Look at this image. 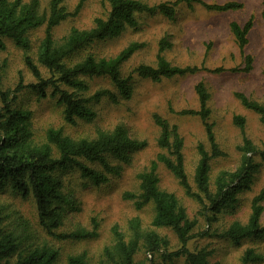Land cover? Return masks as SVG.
<instances>
[{
	"label": "trees",
	"instance_id": "1",
	"mask_svg": "<svg viewBox=\"0 0 264 264\" xmlns=\"http://www.w3.org/2000/svg\"><path fill=\"white\" fill-rule=\"evenodd\" d=\"M86 0H79L73 12H68L62 0H50L45 12L40 11L39 0H0V51L10 41L23 54V63L34 78V83L24 84L19 75L14 88L1 85L0 65V192L9 189L21 198L33 199L37 223L51 242H79L95 239L98 236V222L92 219L90 229L75 228L62 231L63 222L69 213L80 210L73 190L67 188L64 176L78 172L87 184L99 186L111 177H119L123 165L130 163L132 154L144 146L134 140L122 125L112 130L98 131L94 138L74 139L64 134L61 128L49 127L41 140L37 141L33 132L31 113L16 105L19 94L31 90L40 99L51 98L62 108V120L66 125L74 126L77 122H91L97 117L94 104L102 99L117 103L118 98L128 100L132 94L131 74L121 76L122 65L143 47L132 42L111 58L98 57L90 51L93 45L118 37L126 29H136V15H161L173 21L179 3L197 4L210 12L223 13L238 11L243 5L229 1L211 4L203 0H176L149 6L139 0H104L107 14L95 18L89 30L71 28L59 40L54 36V29L81 10ZM264 6V0H261ZM264 23V10L261 12ZM44 27L43 37L36 49L28 33L38 27ZM253 26L252 18L243 25L232 21L229 28L240 51L248 42L247 35ZM170 47L168 38L163 36L158 41L154 66L141 64L133 69L132 75L159 83L185 75H193L205 68L195 66L179 67L168 62L163 55ZM83 52L77 60L73 57ZM253 59L243 55V66L230 69L232 73H249ZM40 68L46 70L43 76ZM213 74L223 72L222 68L206 70ZM106 78L113 85L117 94L101 89L87 94L89 87L85 78ZM198 100V109H183L176 112L180 116H196L200 119L209 143V151L202 144L197 145L198 160L193 172L195 190L192 189L185 169L183 138L178 127L171 125L159 115L153 116L159 128L157 146L161 150L151 161L148 168L137 173V191H125L121 197L132 202L136 211L151 205L153 217L150 223L153 229H144L138 217L127 221L128 235L125 236L117 226L110 230L112 241L103 249V256L108 264H155L154 256L159 255L164 263L173 264L183 258L185 264H212L210 257L213 250L209 247L190 250L188 242L196 237H205L210 226L217 222L218 216L230 210L238 203V195L248 189L253 175L261 165L252 160L257 153L253 144L244 136L245 119L236 115L233 123L242 135L240 164L233 171H221L210 180V161L223 156L209 122V94L202 82L194 86ZM119 97H118V96ZM241 105L258 114L264 126V107L249 100L242 93H235ZM264 165V150L260 152ZM111 160L117 164L111 163ZM86 163L101 166L97 171ZM162 165L177 181L186 197L195 201L198 211L189 218L185 207L171 192L160 189L158 167ZM264 190L255 195L250 203V214L246 223L233 222L228 227L210 234L212 237L226 239L234 244L250 238H263L264 227L260 225L263 213ZM202 217L207 231L195 233L197 217ZM10 216L0 207V264H56L59 250L49 241L34 242V234L24 221L16 218L11 227ZM169 229L176 237L178 248L169 249V241L154 229ZM33 236V237H32ZM208 236V235H207ZM38 239V237H36ZM39 240V239H38ZM53 240V241H52ZM143 251L145 258L136 260V255ZM262 256L254 249H246L240 257V264H259ZM65 264H92L85 253L69 255Z\"/></svg>",
	"mask_w": 264,
	"mask_h": 264
},
{
	"label": "rangeland",
	"instance_id": "2",
	"mask_svg": "<svg viewBox=\"0 0 264 264\" xmlns=\"http://www.w3.org/2000/svg\"><path fill=\"white\" fill-rule=\"evenodd\" d=\"M28 2L29 0H23ZM50 0H39L40 11L45 12ZM79 0H62V5L68 12H73ZM149 6L160 3H171L176 0H139ZM211 4H222L229 1L239 2L243 7L238 11L223 13L210 12L197 4L179 3L176 7V17L173 21L161 15H136L138 26L136 29H126L118 37L98 42L90 51L98 57L111 58L132 42L143 44L121 67V76L131 74L132 94L130 99L118 98L117 103L102 99L94 104L93 109L97 117L91 122H77L74 126L66 125L62 120V108L54 99H40L31 90L19 94L16 105L31 113V121L35 139L41 140L45 130L49 127L61 128L64 134L74 138H94L98 131L112 130L116 125H122L131 138L144 144L142 148L132 154L130 163L123 165L119 177H111L105 184L92 186L78 175L71 172L64 176L67 188L73 190L79 203L78 212L69 213L61 228L69 231L75 228L90 229V222H98V236L95 239L79 242H56L51 240L39 228L36 210L31 197L21 198L9 189L0 192V207L10 216L11 227L18 218L26 223L34 234V242L49 241L59 250L56 264H65L69 255L85 253L92 264H108L103 256V249L112 241L111 228L117 226L125 235H128L127 221L138 217L144 229H153L150 226L153 210L147 205L136 211L132 202L125 201L121 195L125 191L136 192L138 181L137 173L148 168L151 161L161 152L157 146L159 128L153 121V116L159 115L171 125H176L183 138V154L185 169L189 183L193 190V172L198 160L197 145L202 144L209 151L210 146L206 139L204 127L196 116H180L176 112L183 109H198V100L194 86L202 82L209 94L208 108L210 109L209 122L213 124L216 142L223 152V156L210 161V180L221 171H233L240 164L241 152L238 147L242 145L243 135L234 125L233 117L242 116L245 119L244 136L253 144L257 153L252 160L261 165L258 172L253 175L252 183L248 189L242 190L238 195V203L230 210L218 216L209 230L205 220L198 216L194 232L200 233L208 230L205 237L196 236L188 242V248L209 247L213 250L210 257L212 264H240L239 260L246 249H254L262 256L259 264H264V236L263 238H250L234 244L226 239L212 237L214 231H220L233 222L246 223L250 214L252 198L262 189L264 190V165L260 152L264 150V126L259 115L244 108L235 97V93L244 94L249 100L255 101L264 107V23L261 12L264 6L261 0H203ZM108 5L104 0H86L76 16L62 22L53 31L56 39L65 36L71 28L89 30L95 18L107 14ZM252 18L253 26L247 35L248 42L242 51L239 50L234 36L229 28L232 21L243 25ZM44 27H38L28 33L32 43L33 53L38 41L43 37ZM166 36L170 47L165 50L164 56L172 65L179 67L195 66L212 70L222 68L218 74L200 70L193 75H185L164 79L159 83L142 79L135 74L134 68L141 64L154 66L156 61L158 41ZM83 52L75 55L77 60ZM243 55L253 59L252 70L245 73H232L230 69L243 66ZM1 85L3 88H14L19 75L24 84L34 83V78L23 63L22 51L10 41H6V48L0 51ZM43 76L46 70L40 68ZM89 87L87 94L97 90L107 89L115 94L117 91L106 78H85ZM118 96V95H117ZM119 97V96H118ZM112 165L117 164L111 160ZM89 167L99 171V164L86 163ZM160 189L173 193L185 207L188 217L193 218L198 211L195 201L185 196L173 176L162 166L158 167ZM260 225L264 227V201ZM160 236L169 241V249L178 248L176 237L169 229H154ZM33 237V236H32ZM38 237V239L36 238ZM143 251L136 255V260L145 258ZM155 264H168L162 262L159 255L154 256ZM173 264H185L183 258H178Z\"/></svg>",
	"mask_w": 264,
	"mask_h": 264
}]
</instances>
